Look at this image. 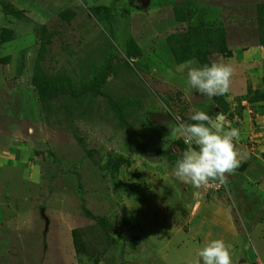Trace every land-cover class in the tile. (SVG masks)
Listing matches in <instances>:
<instances>
[{
	"label": "rangeland",
	"instance_id": "1",
	"mask_svg": "<svg viewBox=\"0 0 264 264\" xmlns=\"http://www.w3.org/2000/svg\"><path fill=\"white\" fill-rule=\"evenodd\" d=\"M99 3L0 0V20H8L0 27V150L10 151L0 158V264H197L200 248L215 239L229 246L232 264H264L262 136L254 132L253 146L243 139L247 163L220 186L177 180L176 141L149 121L154 109L146 105L170 91L128 62L137 48L118 42ZM191 3L175 7H197L193 27L201 33L184 22L171 40L193 42L196 58L220 53L215 42L199 43L210 30L223 33L227 56L263 35L256 9L264 17V0ZM225 12L242 21L215 24ZM248 53L233 60L237 76L264 93V50ZM230 89L241 93L236 82ZM173 97L171 117L187 108L182 121L191 123L190 105ZM247 104L226 117L240 131L252 114L264 117V100Z\"/></svg>",
	"mask_w": 264,
	"mask_h": 264
},
{
	"label": "crops",
	"instance_id": "2",
	"mask_svg": "<svg viewBox=\"0 0 264 264\" xmlns=\"http://www.w3.org/2000/svg\"><path fill=\"white\" fill-rule=\"evenodd\" d=\"M1 1L2 2L8 1L9 4L12 3L13 5L15 4L14 6H17L16 4L17 0H1ZM60 1H62L63 6H65L67 3H72L71 6L73 5L72 8H74L75 7L74 4L76 2L78 3L83 0H60ZM187 1L189 2V0H183V2L185 3H187ZM190 1L192 2L191 4H193L194 0H190ZM196 1H200V0H196ZM96 3L100 4V10L101 12L104 11V15L106 9L110 10V13L112 15L111 17L112 20L108 22L109 26H111L109 27V29L113 33L115 38L118 39V42L122 43L124 49H125V44L128 42H130V44H135L137 48L135 52L137 53L128 54V55L125 54L126 58L128 59V62L132 63L131 61H133L142 70H144L145 74H148L149 77L152 78L153 84H155L157 88L162 87L170 91V93L168 94H160V95L153 93V97H151L146 103L147 106L153 107L154 113H162L168 116V120L164 125L162 126L155 125L161 131H166V133L170 134V129L176 125L174 120H176L177 123L178 121L181 120L186 121L183 115L187 113L188 111L187 108L186 111L184 110L180 114H177V116H175L174 119L173 117H171V114L173 113V106L171 101L174 98L173 94L181 95V97L190 105L189 109L191 111L195 109L196 106L202 108L203 107L215 108L214 113H210L204 110L213 118L217 114L223 115L224 112H226V115L223 116L226 118L227 114L229 115V113L233 112V107L235 106V104H237V98H243V96L245 95L247 87L243 86L244 85L243 82H245L244 80L248 78H246V76L244 75L243 80H241V78L237 76L238 72L236 71L238 70H235L236 69L235 64L237 63H234L233 60L236 58V55H238L237 57L241 56L242 54H245L244 56H248L249 54L248 52L251 48H256L257 50L260 51V53H262L263 50L257 47V45L255 47L249 48L248 50L243 49L241 51H237L234 56L232 54H230L229 56H225L226 53L224 55L220 52V53L210 54V56L206 57L209 59L210 64L213 62L231 64L233 70L235 71L233 72V76L231 77V84L236 82L237 87L241 86V91H239L241 93L236 94L234 93L235 90L229 88V92L225 95L208 97V96L200 95L199 93L196 92L195 89H191L188 87L187 85L188 68L201 67V63L198 60V58L192 56L189 59H185L184 61H177L176 57L172 53V48L181 54V48H179L181 44L172 45V43L167 41V38L168 37L173 38V36L178 37L180 33H183L181 32L182 30L181 28H183L181 27V24H183L184 22H186L187 24L186 28L185 27L184 28L189 32L190 30L197 28V27H193V22H196L195 21L196 15H193L192 13L193 10L196 9L197 7L191 9V6L185 4V10H182L181 7L183 4H181L179 7H175L178 3V0H175L174 2L172 0L169 1L149 0V4L147 6L148 8H146L145 10L140 9L139 0L136 1L130 0V4L129 3L124 4L122 1L120 2L119 0H96ZM98 6L99 5H97L96 7ZM236 15L237 17L234 16L235 18H233L227 15V13L225 12L224 18L222 19L219 18L217 22L215 21L216 22L215 24L217 25L220 24L221 26H224L227 22L229 24L230 19H233L235 22L236 19L242 21L241 17L238 14ZM109 16L110 15H108V17ZM1 19L2 20H0V27L5 29L6 27L5 24L6 22L8 23V20H6V18H1ZM190 23H192V25H190ZM10 26L11 24L8 25V27ZM2 45H4V43ZM254 50L255 49H253V52H255ZM147 89L148 87H146V91ZM251 89L257 90L258 88L253 87ZM181 116H183V118ZM241 122H242L241 123L242 128L241 131L239 130L241 133L240 138L237 142H235L238 150L244 151L243 148L240 149L239 147L241 146V144L243 145L244 143L243 139H247L249 136H252L253 139V137H255L254 136V132H255L256 134H260L259 137L262 136L260 137L262 139V142L260 149H258V152H261V154H263L264 153V117L263 116L260 117L256 114H252L251 116L247 117L245 120ZM251 130L253 133H251ZM173 139H174L173 142L179 141L178 139L175 138ZM245 143L247 144V141ZM174 148H176L175 145ZM9 152L10 151L3 152L2 150H0V158L2 159L8 157ZM22 153H24V151H22L21 154ZM241 154H242V159L239 166H242L243 163H247V160H243L245 154H243L242 152ZM263 158H264L263 156L260 158L256 157L257 160L258 159L263 160ZM231 175L227 176L228 179L232 177Z\"/></svg>",
	"mask_w": 264,
	"mask_h": 264
},
{
	"label": "clouds",
	"instance_id": "3",
	"mask_svg": "<svg viewBox=\"0 0 264 264\" xmlns=\"http://www.w3.org/2000/svg\"><path fill=\"white\" fill-rule=\"evenodd\" d=\"M233 72L230 63L189 67L187 85L200 95H225L229 92ZM189 120L191 123L178 121L170 129L169 136L188 146L180 153L172 175L195 188L215 180L223 183L241 163L242 154L235 143L240 138L239 130L223 115L213 118L203 110L193 109ZM197 256V264H232L230 248L221 239L211 240L200 248Z\"/></svg>",
	"mask_w": 264,
	"mask_h": 264
},
{
	"label": "trees",
	"instance_id": "4",
	"mask_svg": "<svg viewBox=\"0 0 264 264\" xmlns=\"http://www.w3.org/2000/svg\"><path fill=\"white\" fill-rule=\"evenodd\" d=\"M262 10V8L259 7V11L257 10V26L259 27V29H261L262 34L260 36V38L258 39V44L257 47H259L260 49L264 50V17L261 16L260 11ZM190 32L192 33H201L200 30H198L197 28H194L192 30H190ZM192 33V34H193ZM208 33V32H207ZM207 33L204 34V36H201V39L199 40L200 45L204 46V45H212L213 42L217 43L220 47L219 51L224 54L225 53V43H224V37H223V33L221 31L217 32L214 30H210L209 33L210 35H208ZM208 35V36H207ZM174 37V36H173ZM172 37H168L167 41L172 43L173 41L171 40ZM178 37H175V39H177ZM185 39V38H184ZM218 39V41H217ZM173 45V44H172ZM181 48V54L178 53L175 49L172 48V53L173 55L176 57L177 61H184L185 59H189L191 56L195 57L197 54L194 53V44L193 42H188L187 40L183 41V44L179 47ZM228 54L226 53V56ZM198 60L200 61L201 64L205 65L207 64V60L205 57H198ZM32 84H35V82H32ZM35 86V85H34ZM58 92H61V90H59ZM69 93H73L70 90L68 91ZM41 101H43V98H40ZM245 100L247 103H249V105H254L258 102H261L264 100V93L260 92V91H255L252 90L250 87L247 88L246 94L244 96V99H238L237 100V104H240L241 101ZM175 147L177 148V151L179 153H181L182 151L186 150V146L183 145V142H181L180 140L177 141L175 143ZM84 212L87 214L86 216L88 218H91V216L86 212V210H84Z\"/></svg>",
	"mask_w": 264,
	"mask_h": 264
},
{
	"label": "water",
	"instance_id": "5",
	"mask_svg": "<svg viewBox=\"0 0 264 264\" xmlns=\"http://www.w3.org/2000/svg\"><path fill=\"white\" fill-rule=\"evenodd\" d=\"M148 4H149V0H142L141 5H140V9L145 10L147 8ZM149 119H150V122L152 124L157 125V126H162L167 122L168 116L166 114H162V113H154L149 117ZM45 224H47V221Z\"/></svg>",
	"mask_w": 264,
	"mask_h": 264
},
{
	"label": "built area",
	"instance_id": "6",
	"mask_svg": "<svg viewBox=\"0 0 264 264\" xmlns=\"http://www.w3.org/2000/svg\"><path fill=\"white\" fill-rule=\"evenodd\" d=\"M244 106H245V105H244ZM247 106H249V105L247 104ZM249 111H250V110H248V113L250 114ZM247 139H248L249 142H247L246 146H253V143L251 144L252 136H249ZM247 139H246V140H247ZM227 178H228V177H227ZM221 184H222V183L219 182V186H220ZM212 185H214V184H212ZM219 186H218V187H219Z\"/></svg>",
	"mask_w": 264,
	"mask_h": 264
},
{
	"label": "flooded vegetation",
	"instance_id": "7",
	"mask_svg": "<svg viewBox=\"0 0 264 264\" xmlns=\"http://www.w3.org/2000/svg\"><path fill=\"white\" fill-rule=\"evenodd\" d=\"M141 1H142V0L139 1V2H140V5H141Z\"/></svg>",
	"mask_w": 264,
	"mask_h": 264
}]
</instances>
